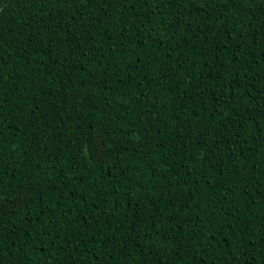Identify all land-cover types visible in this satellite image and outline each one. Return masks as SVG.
<instances>
[{"label": "trees", "instance_id": "16d2710c", "mask_svg": "<svg viewBox=\"0 0 264 264\" xmlns=\"http://www.w3.org/2000/svg\"><path fill=\"white\" fill-rule=\"evenodd\" d=\"M0 264H264V0H0Z\"/></svg>", "mask_w": 264, "mask_h": 264}]
</instances>
